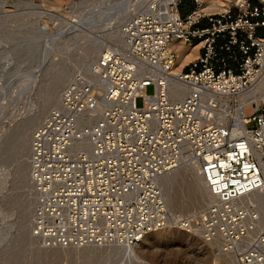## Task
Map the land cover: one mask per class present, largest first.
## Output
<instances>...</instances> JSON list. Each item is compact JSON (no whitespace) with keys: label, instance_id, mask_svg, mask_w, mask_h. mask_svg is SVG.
Listing matches in <instances>:
<instances>
[{"label":"built area","instance_id":"obj_1","mask_svg":"<svg viewBox=\"0 0 264 264\" xmlns=\"http://www.w3.org/2000/svg\"><path fill=\"white\" fill-rule=\"evenodd\" d=\"M192 4L183 16L181 0L132 14L121 47L91 65L93 80L70 81L33 130L29 232L41 248L136 246L172 230L236 264H264L261 216L241 204L264 194V2L230 1L217 13ZM180 45L197 46V57L173 71ZM184 163L210 201L171 213L160 179Z\"/></svg>","mask_w":264,"mask_h":264},{"label":"rangeland","instance_id":"obj_2","mask_svg":"<svg viewBox=\"0 0 264 264\" xmlns=\"http://www.w3.org/2000/svg\"><path fill=\"white\" fill-rule=\"evenodd\" d=\"M147 1L152 0L143 2ZM181 1L179 11L183 16L193 4L192 0ZM199 1L206 13H217L236 0ZM118 3L107 7L101 0H0V174H4L0 177L4 178L3 186L0 185V264H231V257L215 255L213 244L172 230L167 237L162 233L151 235L134 248L136 257L130 258L123 257L121 252L113 254V245L100 250L90 247L46 250L30 235L33 197L31 188L28 189L30 185L27 187L20 181L22 141L25 138L29 142L33 130L43 123V117L37 119L36 114L49 86L58 87L54 77H63L64 72L73 77L89 49L103 51L116 46L110 42V36L136 10L144 8L143 3L133 9L128 6L126 12L127 9L119 10ZM43 25L49 34H61L56 45H49ZM65 30L74 35L65 34ZM49 46L55 48V53L47 54ZM178 48L189 53L193 49L187 45ZM188 62L176 63L175 70L179 71ZM146 93L152 94V88ZM167 192L176 203L187 201V191L180 184Z\"/></svg>","mask_w":264,"mask_h":264},{"label":"bare ground","instance_id":"obj_3","mask_svg":"<svg viewBox=\"0 0 264 264\" xmlns=\"http://www.w3.org/2000/svg\"><path fill=\"white\" fill-rule=\"evenodd\" d=\"M101 1H102V5L107 6V7L111 6V3H113V2H116V3L120 2L117 4V6H119V10L124 11L127 9L126 12L129 11V9H128L129 7H130V9L137 8L143 3L144 8L142 7L143 8V9H141L142 11H140L139 9L136 10V12H143V11H146L148 9V7L150 6V4H152L155 0H152L149 2L147 1V3H144L143 2L144 0L143 1L142 0H101ZM236 1L238 3H242V0H236ZM165 4H166V2H165ZM131 5H132V8H131ZM42 30L46 34H48L47 38H48V40H50L49 45H53L56 42H58V39L60 38L61 34L60 35L59 34H56V35L55 34L54 35L49 34L48 28L45 25L42 26ZM66 33H68V32L66 31L65 34ZM67 35L72 36L74 34L68 33ZM109 40H110V42L112 41V43H114L118 48L121 47V45H122V41H121V37L119 35V31H116L114 35L110 36ZM116 46H110V47H116ZM110 47H107V48H110ZM192 47H193V49H192L191 53L178 48L177 49V61H176V63H179L182 61L183 62L184 61H190V60H192V58L197 57V51H196L197 46H192ZM48 53L49 54L55 53V48L52 46H49L47 48V54ZM56 53H57V51H56ZM100 53H101V51H98L96 49H89L86 52L83 60H81V63H80L81 68H79L78 72L75 75H73V77H72L71 73H66V72L62 71V72H64L63 77L58 76V77H56V79L54 77L55 84L59 87L63 82L67 81L68 78H71L70 79L71 81L74 80L75 78H79V77L80 78L81 77L86 78L89 80H93V76L90 72V67L94 63L93 60H94V57H96L95 55L98 56ZM63 55H65V53ZM175 64H174L173 71H176L175 70ZM56 65H58V64H56ZM66 68H68V66H66ZM60 76H61V74H60ZM51 87H53V86H49L47 93H46V96L43 100V105H42L40 111L38 112V114H36L37 119H40L43 117L42 122H44L47 118V115H48L47 111L50 108H53V109L56 108L59 104V98H60L61 92L58 91V87L57 88H56V86L53 88H51ZM172 93H173L175 99H181L185 94V90L182 89L180 86L173 84L172 85ZM249 99H250L249 95H246V94L238 97V104L239 105L244 104L243 112L245 115L251 111L250 105L246 104V103H248L246 101ZM254 101H257V100H255V98H253V99H251L250 102H254ZM227 103H228V101H226V104ZM235 117L236 118L238 117L237 112H236ZM22 143H23V146H21V151L19 153L20 181L23 184H27V187H28V185H29V143H30V141L27 142L26 139L24 138ZM83 144H81V146L85 147L86 146L85 143H83ZM1 176L4 177V174L3 173H2V175L0 174V177ZM3 179L4 178H0V185L1 186H3V184H4ZM178 184L184 186L186 191H187V194H188L187 201H185L183 204H181V202L176 203L175 201H173L171 198V195L169 194V192H167V190L170 187L176 186ZM160 186L162 187L163 194L165 196L168 208H169L171 213L182 214V213L191 212V211L197 210V209L205 206L210 201L206 191L202 187L201 181L198 177V174H197L195 167L188 164V163H184L176 171L162 177L160 179ZM29 188H30V186L28 187V189ZM241 204H243L248 209L256 210L259 212V214L261 216L259 228L264 230V194H254L250 197L244 198L241 200ZM155 233L157 236L159 234L161 235V233H162V234H164L163 236H165V237L170 236V234H172L170 232V230H162V231H158ZM155 233H153L151 235H155ZM151 235L146 236L140 244L142 245L146 241V239L151 237ZM205 244L211 245L208 243H205ZM139 245H136V246L113 245L114 246V247L112 246V250L114 248L113 254L116 255V253L121 252L123 257H129V258L130 257H136L135 252H134V248L139 246ZM89 247L91 249L96 248V249L100 250L101 248H107L110 246H104V247L88 246V248L87 247H85V248L90 249ZM85 248H82V249H85ZM111 257H112V255H111ZM232 263L236 264V261L234 260V258H232V260H231V264Z\"/></svg>","mask_w":264,"mask_h":264},{"label":"crops","instance_id":"obj_4","mask_svg":"<svg viewBox=\"0 0 264 264\" xmlns=\"http://www.w3.org/2000/svg\"><path fill=\"white\" fill-rule=\"evenodd\" d=\"M250 2H251V4L252 5H259L260 4V2H256V1H254V0H249ZM180 12V11H179ZM259 33L260 34H263L264 33V29H260V30H258V35H259Z\"/></svg>","mask_w":264,"mask_h":264},{"label":"trees","instance_id":"obj_5","mask_svg":"<svg viewBox=\"0 0 264 264\" xmlns=\"http://www.w3.org/2000/svg\"><path fill=\"white\" fill-rule=\"evenodd\" d=\"M259 36L262 37V38H264V33H263V34H260V33H259Z\"/></svg>","mask_w":264,"mask_h":264}]
</instances>
